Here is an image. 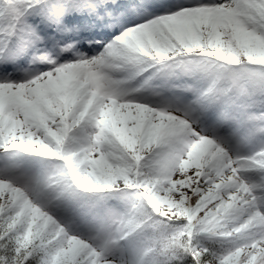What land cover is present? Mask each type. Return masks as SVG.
<instances>
[{"label":"snow or ice","instance_id":"6c2138e0","mask_svg":"<svg viewBox=\"0 0 264 264\" xmlns=\"http://www.w3.org/2000/svg\"><path fill=\"white\" fill-rule=\"evenodd\" d=\"M0 264H264V0H0Z\"/></svg>","mask_w":264,"mask_h":264}]
</instances>
